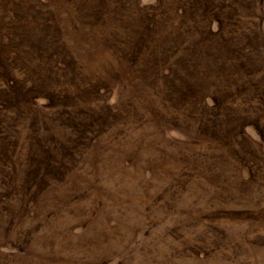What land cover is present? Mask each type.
Masks as SVG:
<instances>
[{"label":"rangeland","instance_id":"1","mask_svg":"<svg viewBox=\"0 0 264 264\" xmlns=\"http://www.w3.org/2000/svg\"><path fill=\"white\" fill-rule=\"evenodd\" d=\"M0 264H264V0H0Z\"/></svg>","mask_w":264,"mask_h":264}]
</instances>
